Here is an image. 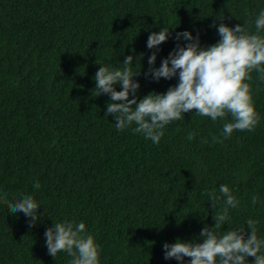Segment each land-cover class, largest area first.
Segmentation results:
<instances>
[{
  "label": "trees",
  "instance_id": "16d2710c",
  "mask_svg": "<svg viewBox=\"0 0 264 264\" xmlns=\"http://www.w3.org/2000/svg\"><path fill=\"white\" fill-rule=\"evenodd\" d=\"M261 11L264 0H0V196L14 202L33 195L43 214L30 226L29 217L12 214L0 200V264H69L66 252L48 254L44 235L66 219L83 222L102 246L100 264H181L164 258L163 245L178 238L202 242L200 232L214 225L213 215L224 206L222 198L213 209L206 193L219 195L221 185L240 204L220 231H249L252 219L264 239L259 73L249 81L259 114L252 130L223 139L230 115L212 121L193 110L167 125L158 145L134 133L135 124L116 128L114 116H105L111 98L96 96L94 80L100 66L122 68L133 55L138 100L166 93L178 75L146 76L153 52L159 68L177 44L190 42L176 40L184 31L198 36L201 47L214 45L221 22L255 34ZM162 28L169 38L159 50L149 49V35Z\"/></svg>",
  "mask_w": 264,
  "mask_h": 264
},
{
  "label": "clouds",
  "instance_id": "9594fccd",
  "mask_svg": "<svg viewBox=\"0 0 264 264\" xmlns=\"http://www.w3.org/2000/svg\"><path fill=\"white\" fill-rule=\"evenodd\" d=\"M254 23L255 34L241 24L229 27L223 22L219 23L217 31L220 39L208 47H201L199 37H193L191 32H178L177 41L183 38L190 42L185 46L177 44L159 68L154 67L156 52L148 59L151 67L146 76L159 81L161 78L171 80L178 75V84L163 94L153 92L138 100L136 93L140 84L133 78L140 72L132 71L133 55L125 58L122 68L100 66L94 77L95 89L98 90L95 94L97 97L108 94L111 98L105 116H114L117 121L115 126L121 131L135 124L132 128L134 133L142 134L157 145L167 125L181 120L185 113L193 110L212 121L230 115L232 122L223 125V139L229 138L234 130H252L259 122V114L254 107L249 81L252 80L253 71L259 73V79L264 81V35H261L264 32V11L258 14ZM169 35L168 28L151 33L147 47L159 50ZM117 84L122 86L121 91L116 90ZM194 137L195 133L188 135L190 141ZM223 139L213 137L217 143H223ZM34 188H40L39 181L35 182ZM206 195L213 209L223 198L224 206L213 215L214 225L202 229L199 234L202 242L178 238L174 244L165 243L164 258H174L181 264L185 257L190 258V264H248V257H254L253 264H264V239L258 238V221H247L249 231H220L230 218L229 210L240 204L229 186L221 185L219 195L216 190ZM0 200L7 204L12 214L22 212L29 217L30 226H35L43 215L38 212L42 205L33 195L21 194L13 202L4 194ZM257 200L258 197L254 195L252 203L255 204ZM44 235L48 254L53 258L63 251L72 257L69 264H100L102 246L86 232L83 222L78 225L67 219L54 222Z\"/></svg>",
  "mask_w": 264,
  "mask_h": 264
}]
</instances>
